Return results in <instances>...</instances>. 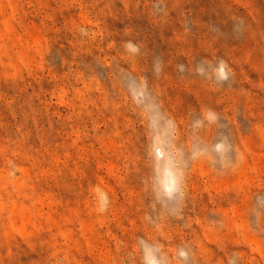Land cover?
<instances>
[{
    "label": "rangeland",
    "instance_id": "rangeland-1",
    "mask_svg": "<svg viewBox=\"0 0 264 264\" xmlns=\"http://www.w3.org/2000/svg\"><path fill=\"white\" fill-rule=\"evenodd\" d=\"M0 264H264V0H0Z\"/></svg>",
    "mask_w": 264,
    "mask_h": 264
}]
</instances>
